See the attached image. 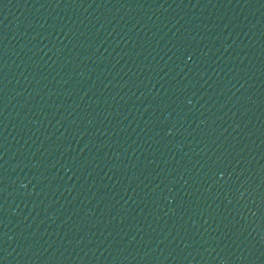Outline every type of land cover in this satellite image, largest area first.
I'll use <instances>...</instances> for the list:
<instances>
[{
	"label": "water",
	"instance_id": "1",
	"mask_svg": "<svg viewBox=\"0 0 264 264\" xmlns=\"http://www.w3.org/2000/svg\"><path fill=\"white\" fill-rule=\"evenodd\" d=\"M0 264H264V0H0Z\"/></svg>",
	"mask_w": 264,
	"mask_h": 264
}]
</instances>
